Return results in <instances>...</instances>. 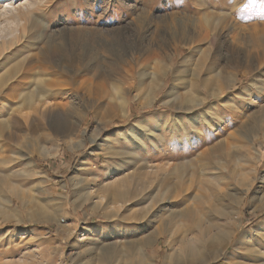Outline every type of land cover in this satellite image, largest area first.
I'll return each mask as SVG.
<instances>
[{"label":"rangeland","instance_id":"obj_1","mask_svg":"<svg viewBox=\"0 0 264 264\" xmlns=\"http://www.w3.org/2000/svg\"><path fill=\"white\" fill-rule=\"evenodd\" d=\"M1 16L0 122L42 129L21 133L13 153L0 140V199L11 184L23 197L12 199L19 219L0 217V264H163L171 254L172 263L199 264L172 251L184 244L209 255L222 227L236 229L226 258L257 244L264 139L253 140L264 129V0H44L16 18ZM162 62L171 69L148 93ZM15 66L20 72L6 83ZM180 70L174 103L165 95ZM22 72L48 85L27 84L31 94L47 91L34 104L47 108L43 120L33 108L6 106ZM215 74L222 89L209 97L202 84ZM189 85L207 97L191 112L184 109ZM208 108L209 117L198 115ZM56 116L68 133L50 128ZM150 179L160 186L154 199L144 184ZM40 209L46 220L28 217Z\"/></svg>","mask_w":264,"mask_h":264},{"label":"bare ground","instance_id":"obj_2","mask_svg":"<svg viewBox=\"0 0 264 264\" xmlns=\"http://www.w3.org/2000/svg\"><path fill=\"white\" fill-rule=\"evenodd\" d=\"M42 1L44 0H25L22 2V0H13V1H10V0H0V9L2 11H0L1 15L2 16H5V15H12L13 17H17L18 15H20L21 13L23 14V12L25 10H30V8L32 9L33 7H35L38 3H41ZM1 16V17H2ZM30 17V16H29ZM19 18V17H18ZM24 18V17H23ZM8 19V18H7ZM25 19V18H24ZM23 19V20H24ZM207 20V17L205 18ZM215 19V18H214ZM2 20V19H1ZM16 21V20H15ZM26 21V20H25ZM209 21V20H208ZM210 21H211V17H210ZM216 21V20H215ZM17 22V21H16ZM15 22V23H16ZM205 23V22H204ZM218 23V21H217ZM221 23V22H219ZM223 23V22H222ZM4 24V23H3ZM9 24V23H8ZM208 24V23H207ZM209 25V24H208ZM223 25V24H222ZM220 26V25H218ZM206 27V26H205ZM217 27V26H216ZM214 27V28H216ZM22 28V27H21ZM221 28V26H220ZM10 31V30H9ZM7 33V32H6ZM13 33V32H12ZM16 33V31H15ZM19 33V32H18ZM14 35V33H13ZM18 38V37H17ZM1 39V38H0ZM13 39V38H12ZM6 40V39H5ZM4 42V41H3ZM10 42V41H9ZM6 51V50H5ZM58 54V52H57ZM59 54L61 55V52H59ZM87 54V53H86ZM56 55V53L54 54V56ZM63 55V54H62ZM173 55V54H172ZM48 56V55H47ZM53 56V57H54ZM56 56H59V55H56ZM65 56V55H63ZM61 56V57H63ZM171 56V55H170ZM174 56V55H173ZM60 57V58H61ZM66 57V56H65ZM74 57V56H72ZM57 59V58H55ZM62 59V58H61ZM65 59V58H64ZM75 59V58H74ZM76 60V59H75ZM74 60V62H75ZM187 60V59H185ZM60 61V60H59ZM68 61V60H67ZM67 61H64V62H67ZM165 61V60H164ZM78 62V61H77ZM167 62V61H166ZM166 62H162V66L166 67L165 69L162 67L161 70H159L158 73H154L152 75V79H151V88L149 89L148 93L149 92H154V90L156 91L157 89V81L163 79L164 75H166V72L168 69H171L170 66H168L169 64ZM56 63V62H55ZM85 63V62H84ZM83 63V64H84ZM65 64V63H64ZM67 64V63H66ZM72 64V63H71ZM75 64V63H73ZM81 64V63H80ZM56 65V64H55ZM63 66V64H62ZM70 66V65H69ZM99 66H100V69L102 70H105V68H107V65L105 63V61H102L99 63ZM71 67V66H70ZM184 67V65H183ZM67 68V67H66ZM62 69V68H61ZM64 69V68H63ZM20 70V67L19 66H15L13 67V72H12V75L8 77V79L6 80V83H8L10 81V78L12 76H14L15 74L17 75V71ZM69 70V69H68ZM31 71V70H30ZM20 72V71H18ZM180 72H182L181 70L178 72V76H174L173 77V84L172 86L170 87V89L168 90V92L166 93L165 95V98H172L171 101H173L174 103L179 99L178 97H175V94H176V89L178 88V85L183 81L180 77ZM176 75V74H175ZM221 74H215L213 78L211 79H206L205 82H203L202 84V88L207 92V94L209 95V97H214L216 94H219L221 92V89H222V85L221 84H218V77H220ZM222 77V76H221ZM16 78V76H15ZM36 78H39L36 76ZM34 76L32 77V74H29L28 72H22L18 75V84H17V87L13 88L14 92H15V95L13 96V98H9V100H6V106L8 108H19V109H23V108H30L34 110L33 114L35 113L36 115L38 114L39 115V118L41 120L44 119V113L47 112L45 110H47V108L45 109H41L42 111H39L37 110L36 108H34V104L38 101L39 103L42 102L43 98L45 97V92L46 89L45 88H48V85H45L46 82H41L40 80L36 79ZM46 81V79H44ZM43 80V81H44ZM58 80V79H57ZM85 80V79H83ZM228 80V79H227ZM48 81V79H47ZM56 81V80H55ZM153 81V82H152ZM229 81V80H228ZM232 81H235V79L233 78ZM28 82L30 83L31 82V85L33 87V85H35V88L36 87H40L39 89H42V87H44L43 85H45V91L44 90H39V91H34L32 94L30 93L29 91V88H28ZM49 82V81H48ZM70 82V81H69ZM141 83L136 87V92H138V90L140 89V87L144 84L142 83V81H140ZM230 82V81H229ZM51 83V82H50ZM62 83V82H61ZM163 83V81H162ZM48 84V83H47ZM59 84V82H58ZM82 84V83H81ZM230 84V83H229ZM5 85V83H4ZM51 85V84H50ZM53 85V84H52ZM56 85V84H55ZM162 86V85H161ZM224 86V85H223ZM225 87V86H224ZM11 88V87H10ZM160 88V86H159ZM199 89V88H198ZM115 96H116V99H117V103L121 109V112H122V116L123 117H127V113H126V106L128 104V101L126 99V94H125V90L124 89H121L120 87L116 88L115 91ZM1 94V92H0ZM13 94V93H12ZM184 97H185V103H186V107L184 108L185 110L187 111H190L191 109H193V107H198L199 105H201L206 99L207 97H205L204 95L202 97L198 96V90L196 89L195 86H192V85H189L187 86V88H185V91H184ZM177 96V95H176ZM182 97V96H181ZM153 99H150L149 101V104L152 102ZM5 102V101H4ZM178 102V101H177ZM59 103V102H58ZM56 103L55 104V108L56 110L59 109V104ZM47 106V105H46ZM52 106V105H51ZM51 106H50V109H51ZM49 108V107H48ZM16 110V109H15ZM44 111V113H43ZM60 111V110H59ZM57 111V112H59ZM212 108H208L206 109L203 113H199L198 115H201V116H204L205 117H209L212 113ZM21 112V111H20ZM41 112V113H40ZM53 112V111H52ZM191 112V111H190ZM60 113V112H59ZM58 113V114H59ZM47 114V113H46ZM29 115V114H28ZM55 115V114H54ZM27 116V115H26ZM37 117V116H36ZM55 117V116H53ZM60 118V117H59ZM9 119V117H8ZM65 119V118H64ZM12 120V119H11ZM14 121L10 122V124L7 126L6 123L4 122H0V131L1 130H4V129H8V132L1 136L0 135V140H6V142L8 143L7 144V147H6V151L4 152H10L12 150L13 147H15L17 144H20L21 142V139H22V134L23 132H26L27 130L31 131L30 133L32 134H35L38 132V130H41L39 129L40 126H36L35 124H28V120L27 122L23 123V128L19 127L21 126L20 123L21 121H17L15 119H13ZM55 121H57L55 124H51L50 128L54 131V133L56 134H65V133H68L69 130H71V127H69L68 125H66V123L64 121H59V119L55 118ZM5 122H9V121H5ZM20 122V123H19ZM205 122L208 124V121L205 120ZM36 123V122H35ZM39 125V124H37ZM70 125V124H69ZM10 127V129L8 128ZM258 131L256 132L255 136H254V140L253 142H256V141H260V139H264V129H261V126L257 129ZM4 133V132H3ZM95 141V140H94ZM59 145V144H58ZM254 146V143H252V147ZM254 148V147H253ZM56 151H57V148H56ZM13 153V151H11ZM255 161H258L259 160V157H260V154L259 152H257L255 150ZM8 160V159H7ZM5 162V161H4ZM9 161H7L8 163ZM6 163V162H5ZM2 165V164H1ZM177 169V168H176ZM6 170V169H5ZM175 173H177V171H174ZM178 174V173H177ZM3 175V174H2ZM131 177V176H130ZM165 177V176H164ZM163 180H165V178H163ZM162 180V181H163ZM6 180L5 178L2 176L0 177V182L1 183H4ZM154 181L153 179H150L148 180L147 183H144L145 184V187L146 189L148 190V198H153L155 197V195L157 193H161L160 191V186L157 185L155 186L157 183L154 184ZM127 183V182H126ZM221 183V181H220ZM252 184V183H251ZM251 184L248 186L247 188V191L245 192H248L251 188ZM144 186V185H143ZM168 189L166 188L165 189V192L162 193L163 196L165 195L166 191ZM7 192V191H6ZM8 193H9V196L6 197V198H1L0 199V217H2V219L4 220H9V219H12V218H18L19 219V216L21 214H19V212H17L16 210H11V207H12V199L13 197H18L19 200L21 201L23 199L20 198L19 196V192L18 190H16V188L14 187V185L11 184L10 188L8 189ZM260 200L262 202H264V194L261 195L260 197ZM99 199V198H97ZM236 199H238L237 203L235 204V207H234V213H236V211L239 209V206L242 204L243 200L245 199V193H241L239 195V197ZM51 201V200H50ZM49 201V202H50ZM153 201V200H152ZM101 203V202H100ZM24 204V203H22ZM54 204V203H53ZM97 203H95V206H97V208H99L98 206L100 205H96ZM52 205V204H51ZM102 205V203H101ZM100 205V206H101ZM23 206V205H22ZM26 206V205H25ZM25 206H23V208L25 209ZM93 207L94 211L96 210L95 208L96 207ZM27 207V206H26ZM108 209V206H105V207H102L100 208V211H102V213H105ZM110 209H108L109 211ZM40 212H42V214H39V213H29L28 214V217L30 218H33V217H36L38 218L39 220H46V217H44L43 215V209H40L39 210ZM98 211V210H97ZM46 212V211H45ZM49 213V212H48ZM47 214V213H46ZM235 216H237L235 214ZM238 217V216H237ZM20 221V220H19ZM60 221V220H59ZM236 222V226L239 227L240 226V219L236 218L235 220ZM61 223V221L59 222ZM226 226V225H225ZM212 227V226H211ZM207 228V227H206ZM198 229V228H197ZM257 231L259 232H262L261 235L258 236L257 238V244L254 245L252 244L251 242L248 243V246L247 247H244L243 249H241L238 254L241 252H243L242 254H246V255H241L239 254V256H235V255H231L230 257H232L231 259H229L228 257L226 258L225 257V250L228 246L229 243H231V241L233 240V238L235 237V234H236V229H232L231 231L228 229H226L225 227H222V228H217V233H215V238L211 241L210 243V254L209 255H205V254H199L197 249L198 248H188L187 246H185L183 244V246L179 247L178 250H173L172 252L178 254L181 258L182 256H186L188 258H194V259H197L199 261V264H207L209 262H216L217 260L222 259L225 261L226 264H264V224L262 226H260ZM206 232V231H205ZM202 233V232H201ZM162 234V233H161ZM203 234V233H202ZM204 235V234H203ZM250 233L249 232H246L242 235V238L241 239H245L247 238V236H249ZM207 236V235H206ZM249 238V237H248ZM251 238V237H250ZM196 240V239H195ZM194 241V240H193ZM183 242V241H182ZM181 242V244H182ZM242 242V241H240ZM171 242L168 240L167 241V244L169 245ZM201 244V243H200ZM171 245V244H170ZM188 245V244H187ZM206 245V244H204ZM191 246V244H190ZM193 246V245H192ZM238 249V247H236V250ZM208 250V249H207ZM144 250H142L141 252V262H143L145 260V254L143 253ZM200 251V250H199ZM174 254H171V255H167V257L164 258V261H163V264H177L175 262L172 263V257H173ZM249 256V257H248ZM244 257V258H243ZM185 259V258H183ZM193 262V260H192Z\"/></svg>","mask_w":264,"mask_h":264}]
</instances>
